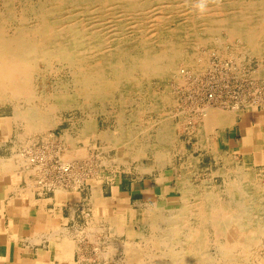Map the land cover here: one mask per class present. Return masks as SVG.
Wrapping results in <instances>:
<instances>
[{
    "label": "bare ground",
    "instance_id": "bare-ground-1",
    "mask_svg": "<svg viewBox=\"0 0 264 264\" xmlns=\"http://www.w3.org/2000/svg\"><path fill=\"white\" fill-rule=\"evenodd\" d=\"M245 58L264 60V0H0V102L13 107L0 122L19 163L44 175L39 184L77 188L98 170L92 216L111 167L126 172L120 186L174 181L178 203L146 205L142 223L99 253L102 264H264V181L213 142L216 123L264 102V70L240 69ZM189 78L207 91L196 98L190 87L173 107L169 92ZM69 110L84 115L56 139ZM179 128L197 155L173 162Z\"/></svg>",
    "mask_w": 264,
    "mask_h": 264
},
{
    "label": "crops",
    "instance_id": "crops-1",
    "mask_svg": "<svg viewBox=\"0 0 264 264\" xmlns=\"http://www.w3.org/2000/svg\"><path fill=\"white\" fill-rule=\"evenodd\" d=\"M218 125L213 129L216 146L238 162L264 170V102L239 110L228 127ZM6 126L0 122V264H102L99 253L124 239L118 233L125 235L128 227L142 223L146 205L158 206L157 200L176 195L175 187L169 189L171 179L162 187L151 186L150 180L126 182L114 191L110 186L108 195L101 185L103 206L92 216L86 198H92L96 179L82 180L77 188L65 179L49 188L37 183L44 175L19 163ZM91 223L95 232L90 235Z\"/></svg>",
    "mask_w": 264,
    "mask_h": 264
},
{
    "label": "rangeland",
    "instance_id": "rangeland-1",
    "mask_svg": "<svg viewBox=\"0 0 264 264\" xmlns=\"http://www.w3.org/2000/svg\"><path fill=\"white\" fill-rule=\"evenodd\" d=\"M246 60H248V59H251V61H242V65H241V67H240V69H242V70H247V71H250V72H256V69L257 70H264V60L263 61H259L257 58H245ZM253 59V60H252ZM209 62H212V61H207L206 63H205V65L203 66V69H206V67H207V65H208V63ZM206 74L207 72H200V73H198V76L199 77H201V75L202 74ZM264 75H261V76H259L258 77V80H259V90H260V92L262 93V97L264 96ZM170 85H172V84H170ZM187 85L188 86H183V87H176V90H174V88L172 89V91H170L169 92V94H171L172 95V98H170L171 100H172V102H173V107H176V106H178L179 105V102H180V99H182V98H185V95H186V93H187V91L190 89V87H191V89H192V91H196V95H195V97L196 98H201V91H207V88L205 87V85H204V81H202V82H199V81H197V79H194L193 80V78H189L188 79V83H187ZM154 87H160V89H157V90H163L164 89V84H161V85H153V84H150L149 85V89L150 88H152V89H155ZM200 90V91H199ZM232 91H234L233 93H236L238 90H236V89H232ZM220 96H216V100L218 101V98H219ZM263 99H264V97H263ZM262 99V100H263ZM236 101V99H232V101H231V103H233V102H235ZM264 101V100H263ZM202 102H206L205 101V98H203V101ZM174 109V108H173ZM13 107L9 104V103H6V104H4V103H1L0 102V117H9L13 112ZM77 110H69V111H65V112H62V114L60 115V123L56 126V127H54V129H52V131L50 132V133H52V135H53V137H55L56 139L57 138H59V136L60 135H62L63 134V132L66 130V129H68V128H71L72 127V125L74 124V123H76V121H77V119L79 118V116L80 115H84L83 113H79V111H77ZM76 113V114H75ZM75 114V115H74ZM150 114H152V113H150ZM77 116V117H76ZM73 118H75V119H73ZM102 117H98V120H97V127L98 128H100V129H105L106 128V125H107V121H105L103 118L101 119ZM110 125H112V122L110 123ZM68 126V127H67ZM15 129H17V130H19V129H21L22 130V127L21 126H15ZM182 133H184L182 130H181V128H179L178 130H176L175 131V134H176V142H177V147H178V150L175 152V157H173V162H179V159L180 158H182V157H187V156H189V154H193L194 155V157H196V155H197V153L193 150V143H191V142H189L188 140H185V137L183 136V134ZM180 134V135H179ZM39 137V136H38ZM179 137H180V139H179ZM36 138V137H35ZM39 140H40V142H41V139H43V138H38ZM38 139H35V140H31V143L29 144V145H31V144H34L33 145V148L34 149H37L36 148V146H40L41 144L40 143H36V141L38 140ZM179 139V140H178ZM184 141V142H183ZM189 142V143H188ZM192 144V145H191ZM180 145V146H179ZM183 146V147H182ZM29 147V146H28ZM28 147H27V149H28ZM179 147H181V148H179ZM188 149V150H187ZM181 150V151H180ZM23 152V154L26 152L25 150L24 151H22ZM43 152H45L46 153V149L45 150H43ZM195 152V153H194ZM93 156L95 157L94 158V164H95V162L96 161H98L97 160V156H96V152H94L93 153ZM56 159V158H55ZM234 159V158H233ZM96 160V161H95ZM176 160V161H175ZM207 160L208 159H203L202 161H200L199 163H198V165L196 166V163L194 164L195 165V168L193 169V170H195L197 173H198V176H199V178L200 179H203L204 177L203 176H205V175H207L208 174V172L207 171H205L206 170V168H207ZM235 160V159H234ZM149 161V159L148 160H144L143 161V164H144V166H148V167H151V165H150V163H148L147 164V162ZM88 162L89 161H87V164H88ZM91 163V162H90ZM93 165V162L91 163V166ZM85 168H88L89 169V166H87V167H85ZM102 168V167H101ZM103 169H104V167H103ZM112 169V170H111ZM90 170V169H89ZM92 170V171H91ZM90 170V172H86V174H87V179L90 181V180H94L95 178H94V176H96L97 174L95 173L96 171H98L97 169H91ZM110 172H111V174H110V177L108 178V179H106V181H104L103 183H102V190H103V192L104 193H107V195H108V191H109V188H110V186H112L113 187V191L114 190H116V188H117V186L118 187H120V184H119V181L121 180V178L123 179V178H125L126 177V172H122L121 171V174H119L117 171H116V169L114 168L113 169V167H111L110 169ZM249 170H251V169H249ZM95 171V172H94ZM107 171V170H106ZM253 172H255V173H258V175H259V177L261 178V181L263 182L264 181V170H258V169H255V170H252V171H250V173L251 174H253ZM174 173V172H173ZM121 175V176H120ZM170 175V174H169ZM261 175V176H260ZM196 176V175H195ZM117 177V178H116ZM118 177H119V179H118ZM192 180L193 181H198V177L196 176V177H194V178H192ZM115 183H114V182ZM118 181V182H117ZM169 181V180H168ZM215 181H218V179L217 180H215ZM171 183V184H170ZM170 183H169V189H174V187H175V185H174V181L172 180V181H170ZM108 185V186H107ZM103 186H105V187H103ZM151 186H152V184H151ZM263 187H264V184L262 185ZM122 187V186H121ZM120 187V188H121ZM107 195H105V196H107ZM151 195H152V197H154L155 195L151 192ZM178 198H179V195H178V193H176V195H173V196H169V199L168 200H162V201H156L158 204H167V205H175V204H177L178 203ZM165 202V203H164ZM121 212V211H120ZM123 220H124V216H120L119 217V221H120V223L122 222L123 223ZM121 230V229H120Z\"/></svg>",
    "mask_w": 264,
    "mask_h": 264
},
{
    "label": "clouds",
    "instance_id": "clouds-1",
    "mask_svg": "<svg viewBox=\"0 0 264 264\" xmlns=\"http://www.w3.org/2000/svg\"><path fill=\"white\" fill-rule=\"evenodd\" d=\"M201 8H203V5H201Z\"/></svg>",
    "mask_w": 264,
    "mask_h": 264
}]
</instances>
